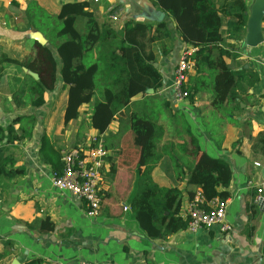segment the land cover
Masks as SVG:
<instances>
[{
	"label": "crops",
	"instance_id": "crops-1",
	"mask_svg": "<svg viewBox=\"0 0 264 264\" xmlns=\"http://www.w3.org/2000/svg\"><path fill=\"white\" fill-rule=\"evenodd\" d=\"M30 1L0 0V48L19 59L30 54L31 39L39 36L27 26L24 13ZM36 1L56 14L64 2L76 0ZM85 1L102 18L107 13L110 17V8L114 9L112 13L117 15L115 21L119 26L128 19L154 24L166 21L172 38L165 44L170 52L164 54L159 41L153 44L155 66L163 77L156 94L184 114L202 150L230 163L232 180L226 189L229 192L226 199L227 220L233 230L182 229L164 240L150 239L139 226L130 209V198L137 190L141 147L153 132L149 122L134 113L146 99L142 95L133 99L137 109L133 106L129 114L118 117L103 133L108 151L104 197L99 213L89 216L83 200L55 187L52 168L40 159L38 151L43 133L49 136L60 156L62 150L81 143L88 134L98 133L90 122L92 104H84L79 117L65 123L68 90L62 88V78L58 75L55 89L44 95V105L17 109L12 95L26 71L15 64H6L0 75V124L7 126L23 112L34 113L37 122L33 135L14 150L15 166L24 167L25 173L11 180L0 179V264H26L32 259H40L42 264L82 260L104 264H264V204L257 203L258 188L264 187V147L259 141L264 133V42L255 47L247 44L248 22L254 15L263 16V30L264 0H245L248 22L243 36L227 37V44L233 46L237 55L227 57V64L249 78L257 77V81L242 94L241 108L233 110L234 105L229 104L226 106L229 113L225 114L211 106L210 95L206 93L197 95L193 101H174L175 68L187 45L179 36L175 22L150 0ZM50 49L60 68L56 49L51 46ZM165 116L163 141L175 140L176 144L186 141L185 132L172 138L171 116ZM175 150L163 153L152 177L160 186L182 190L183 216L199 188L178 177L176 171L181 166L176 157L181 153L176 154ZM253 203L259 205L260 212L250 219L253 210L249 206ZM45 221L52 222L54 229H47Z\"/></svg>",
	"mask_w": 264,
	"mask_h": 264
},
{
	"label": "trees",
	"instance_id": "trees-1",
	"mask_svg": "<svg viewBox=\"0 0 264 264\" xmlns=\"http://www.w3.org/2000/svg\"><path fill=\"white\" fill-rule=\"evenodd\" d=\"M150 1L175 22L186 48L195 49L190 56L193 70L187 82L189 99L193 101L197 95L206 93L210 95L211 106L223 114L229 113L226 111L229 104L234 105L233 110L240 109L242 94L256 83L257 77L249 78L227 64V57L237 55L226 40L227 37L243 36L248 22L246 1ZM112 12L114 9L110 10ZM24 14L28 28L42 34L47 42L42 44L32 38L31 52L23 59L15 58L0 48V75L6 64L27 68L25 78L12 95L17 109L44 105L45 93L55 89L60 75L62 88L68 90L65 123L77 119L81 107L91 103V125L99 133H104L114 120L129 114L136 106L135 96L146 98L134 113L148 121L153 132L141 147L138 185L130 198V209L150 239L166 240L187 227V220L181 215L182 190L175 186H160L152 177L163 153L174 148L176 154L181 153L176 157L181 166L176 171L178 177L186 179L188 185L200 188L207 200L229 196L226 189L232 180L230 163L202 150L184 114L174 109L169 100L159 99L156 94L162 87L163 77L155 66L153 44L159 41L162 52H170L165 44L172 38L166 21L154 24L128 19L119 26L108 13L102 18L85 0L64 2L56 14L31 0ZM80 20L83 21L82 27H79ZM50 46L56 49L60 68ZM150 90L154 93L150 94ZM168 114L171 116L172 138L175 139L179 132H185L188 136L186 141L177 144L175 140L163 141L166 128L162 119ZM36 122L34 113L23 112L7 126L0 124V179L11 180L25 173L24 167L15 166L14 150L33 135ZM16 124H19L18 128ZM259 141L264 147V133ZM38 154L53 170L62 171L60 152L46 133L41 136ZM249 208L253 210L250 219L260 212L256 203ZM45 222H48L47 229H54L52 222ZM26 264H42V260L32 259Z\"/></svg>",
	"mask_w": 264,
	"mask_h": 264
},
{
	"label": "built area",
	"instance_id": "built-area-1",
	"mask_svg": "<svg viewBox=\"0 0 264 264\" xmlns=\"http://www.w3.org/2000/svg\"><path fill=\"white\" fill-rule=\"evenodd\" d=\"M112 8H110L111 10ZM110 18L117 20L115 13ZM264 38V21H263ZM195 49L192 47L184 49L175 68L173 81L174 101L189 100L187 82L192 72L193 62L191 54ZM108 151L105 146L103 133L88 134L85 139L73 146L61 151L63 169L61 172L50 170L55 187L61 191L70 192L83 200L86 213L96 216L101 208L104 190V168L107 164ZM260 194L257 198L259 205L264 204V187L259 186ZM129 209V208H125ZM228 201L220 197L207 200L203 191L199 188L190 199L183 218L187 220L188 232H196L199 229H211L218 227L222 232H230L233 226L227 220ZM66 264H104L96 261H78Z\"/></svg>",
	"mask_w": 264,
	"mask_h": 264
},
{
	"label": "water",
	"instance_id": "water-1",
	"mask_svg": "<svg viewBox=\"0 0 264 264\" xmlns=\"http://www.w3.org/2000/svg\"><path fill=\"white\" fill-rule=\"evenodd\" d=\"M262 19L263 16L259 13L254 15L248 22L247 44L249 46L255 47L264 42L263 30L261 25ZM37 34L39 35L37 40L40 41V43L42 44H46L47 42L46 38L40 33ZM24 70L27 71V68H24ZM34 76L35 78H38L37 74H34ZM262 173L264 177V168L262 169Z\"/></svg>",
	"mask_w": 264,
	"mask_h": 264
},
{
	"label": "rangeland",
	"instance_id": "rangeland-1",
	"mask_svg": "<svg viewBox=\"0 0 264 264\" xmlns=\"http://www.w3.org/2000/svg\"><path fill=\"white\" fill-rule=\"evenodd\" d=\"M82 25H83V21L82 20H80V22H79V27H82ZM21 70V69H20ZM5 100V99H4ZM29 108H30V106H28ZM27 107V108H28Z\"/></svg>",
	"mask_w": 264,
	"mask_h": 264
}]
</instances>
